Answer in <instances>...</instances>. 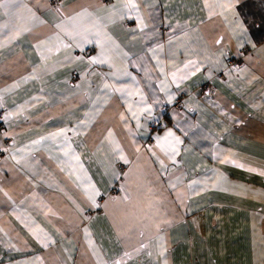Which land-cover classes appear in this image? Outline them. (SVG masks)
Listing matches in <instances>:
<instances>
[{"label": "crops", "instance_id": "obj_1", "mask_svg": "<svg viewBox=\"0 0 264 264\" xmlns=\"http://www.w3.org/2000/svg\"><path fill=\"white\" fill-rule=\"evenodd\" d=\"M125 2L0 8V264H264V0H135L146 27ZM96 20L118 48L91 64L68 32ZM61 129L79 165L33 145Z\"/></svg>", "mask_w": 264, "mask_h": 264}, {"label": "snow or ice", "instance_id": "obj_2", "mask_svg": "<svg viewBox=\"0 0 264 264\" xmlns=\"http://www.w3.org/2000/svg\"><path fill=\"white\" fill-rule=\"evenodd\" d=\"M21 6H22L21 0H12V2H10L8 4H5L3 2V0H0V8L8 7V8L16 9V8L21 7ZM123 9H126L128 12H136L135 19L140 21L141 27H146V25H144V23H143L142 15L139 12V5L135 2V0H126V2L122 5V10ZM29 11H32V10L29 9ZM80 16L91 17L92 14L89 13L87 9H84V10H82V12L77 13L76 15L69 17L68 19L70 22H75L76 19ZM34 18H35V16H34ZM120 18H123V17H120ZM57 27H60V25H57ZM103 28H104V25L99 20H96L91 28H83V29L77 30L75 32H68V35L72 36L74 39L79 38L82 43H84V42L91 43L92 42L91 40L88 39L89 35H95L97 37L96 42L100 44L101 52H100L99 56L89 57L88 62L91 64H98V63H106L107 62V59H108L107 58V51H108L109 45H112V46H115L118 48V45H115V42L111 41L110 37L107 36V33L103 31ZM5 29L8 30L7 31L8 41L7 42H9V43L12 40L16 39L20 34L19 30H15L14 25H11V24L0 25V32H3ZM14 31H15V34L13 35ZM24 31H27V29H24ZM57 38H59V37H57ZM77 46L79 47V46H81V44H78ZM37 47H39V45H37ZM64 47H69V45H64ZM185 67H187V65ZM161 71H163V69H161ZM113 75H115V73ZM25 79H28V77H26ZM15 86L16 85H13V87H15ZM104 87L105 88H111V90L113 92H120L122 95H128L129 97L132 95V92L125 87L115 88V87L108 85V84H105ZM140 99H141V102H146L145 98L142 95H141ZM170 99H171V97H170ZM144 110L148 111L150 113L151 112V105H148V107ZM129 111L132 112V116L137 119V124L139 125V115L137 112L132 111L131 105L129 106ZM69 132H72L73 134H78L76 132V129H61L59 132L51 133L47 137H41L40 140L33 141V145L40 144L41 141H43V140L55 141V140H57V138H60L62 140L60 147H61V151L63 152L64 157L67 158L70 163H72L74 165H79V163H80L79 156L76 154L75 150L72 148L71 139L68 136ZM109 135L111 136L112 133L109 132ZM157 139H158L159 146L173 159H175V157L177 155H179V153H180V147L179 146L183 143V141L179 137H177L172 130H168L163 137H158ZM117 148H119L118 144H117ZM21 151H24V150L21 149ZM120 151H122V149H120ZM225 162L226 163H233V164L235 163V161H232V160H227ZM161 163H163V162H161ZM238 167L243 168L244 165L241 164V165H238ZM81 168H82V166H81ZM249 170L255 171L254 169H249ZM77 179L81 180L80 177H77ZM85 181L89 184L91 183L90 179H88L86 177L83 180H81V183H84ZM85 191L88 192L89 198L93 201V203H95V198L97 195H99L98 191L94 187L86 188ZM85 231L87 234V230H85ZM37 239H39V236H37ZM125 255H128V254L125 253ZM162 255H163V253H162ZM98 259H100L99 256H98ZM101 264H105V262L102 259H101ZM116 264H120V262H116ZM165 264H166V260H165Z\"/></svg>", "mask_w": 264, "mask_h": 264}, {"label": "built area", "instance_id": "obj_3", "mask_svg": "<svg viewBox=\"0 0 264 264\" xmlns=\"http://www.w3.org/2000/svg\"><path fill=\"white\" fill-rule=\"evenodd\" d=\"M56 2V1H55ZM85 55H89L91 53L90 50H85L84 52ZM186 96V92L185 91H182L180 92V94L178 95V97L176 98L174 104L172 106H169V105H165L164 106V111H165V114H166V117L168 118H171V112H172V108H177V109H181L183 107V99L184 97ZM1 116V114H0ZM165 123L164 122H159V123H153V126L155 128L157 127H161V126H164ZM5 155V151L3 149H0V159Z\"/></svg>", "mask_w": 264, "mask_h": 264}]
</instances>
